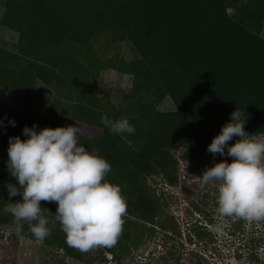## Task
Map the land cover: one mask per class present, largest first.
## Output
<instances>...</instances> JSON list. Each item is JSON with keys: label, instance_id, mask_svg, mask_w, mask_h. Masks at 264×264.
<instances>
[{"label": "trees", "instance_id": "trees-1", "mask_svg": "<svg viewBox=\"0 0 264 264\" xmlns=\"http://www.w3.org/2000/svg\"><path fill=\"white\" fill-rule=\"evenodd\" d=\"M0 8L6 9L0 27L18 34L12 48L0 45V98L12 95L9 111L0 108L1 250L15 249L19 236L38 240L28 222L18 233L12 215L3 211L6 203L21 201L8 196L6 185L17 181L7 169V150L10 137L28 138L25 127L35 125L39 132L78 126L79 144L106 159L111 171L105 179L126 200L116 245L88 252L66 243L57 204L41 201L50 235L39 241L83 264H121L157 233L179 234L149 180L176 187L181 163L202 156L220 160L207 148L231 113H243L250 136L264 134V0H0ZM123 44L131 59L119 55ZM103 70L132 77L118 103L112 89L100 95L95 90ZM37 83L51 92L47 106L32 99ZM165 98L173 111L157 109ZM105 115L126 118L135 133L112 134L101 123ZM227 219L238 229L244 221ZM192 232L203 237L198 229ZM157 261L179 264L170 249Z\"/></svg>", "mask_w": 264, "mask_h": 264}, {"label": "clouds", "instance_id": "clouds-1", "mask_svg": "<svg viewBox=\"0 0 264 264\" xmlns=\"http://www.w3.org/2000/svg\"><path fill=\"white\" fill-rule=\"evenodd\" d=\"M5 11L0 8V15ZM242 115L239 110L231 113L230 122L207 148L213 156L222 157L227 148L232 162L215 163L198 178L204 184L219 185L216 203L222 218L259 222L264 220V138L245 132ZM101 123L115 135L135 133L126 118L113 121L105 115ZM35 128L23 129L28 137L24 141L9 138L7 169L17 184L6 187L9 199L20 196L21 201L6 203L3 211L12 215L17 232L23 230L22 222H28L31 234L43 241L50 230L41 201L55 202L56 219L69 246L81 252L115 246L123 231L127 204L120 187L105 179L111 165L95 149L89 153L79 144L78 126L39 132ZM233 137L239 139L229 147ZM210 230L224 235L222 224L210 226Z\"/></svg>", "mask_w": 264, "mask_h": 264}, {"label": "rangeland", "instance_id": "rangeland-1", "mask_svg": "<svg viewBox=\"0 0 264 264\" xmlns=\"http://www.w3.org/2000/svg\"><path fill=\"white\" fill-rule=\"evenodd\" d=\"M261 35L264 38V27ZM17 39L16 32L0 27V45L12 48ZM119 55L131 59L133 52L129 46L123 44L119 49ZM99 77L96 92L100 95L104 89H112V99L115 103L120 101L122 92L128 91L131 87L132 77L127 74L103 70ZM50 97V90L37 83L32 99L40 105L47 106ZM11 101L12 95L1 94L0 108L3 113L9 111ZM157 109L163 112L173 111L174 105L165 98ZM257 137L264 138V134ZM220 162H232V158L227 156V151L220 160L202 156L195 161L181 163L176 187L165 185L157 177L149 180L165 199L169 213L176 220L179 234L164 236L157 233L122 260L121 264H160L157 258L168 249L173 251L179 264H264V220L259 222L244 220L239 229L236 228L230 220L222 218L217 212L218 206L214 203L219 185L204 184L198 178L207 168ZM196 207L199 210H196ZM218 224L224 225L222 236L210 230V226ZM194 229L201 231L203 237L197 238L192 232ZM1 233L7 236L10 229L5 228ZM15 245V249L14 246L5 250L0 249V264H83L66 258L60 251L45 248L39 240L19 236Z\"/></svg>", "mask_w": 264, "mask_h": 264}]
</instances>
